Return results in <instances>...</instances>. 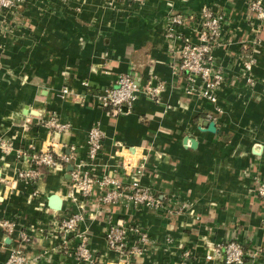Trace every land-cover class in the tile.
Wrapping results in <instances>:
<instances>
[{
	"label": "crops",
	"instance_id": "obj_1",
	"mask_svg": "<svg viewBox=\"0 0 264 264\" xmlns=\"http://www.w3.org/2000/svg\"><path fill=\"white\" fill-rule=\"evenodd\" d=\"M24 1L16 20L0 13V139L15 149L75 147L84 158L89 129L99 124L105 140L95 171L142 159V183L162 201L158 209L129 212L109 205L87 217L83 226H89L100 263L117 264L106 243L107 220L132 216L150 237L133 264H223L213 247L231 239L243 244L244 264H264V202L255 192L264 180V22L257 25L248 0ZM204 4L227 12V43L213 52L225 77L217 92L221 111L187 90L189 75L174 72L179 57L165 35L168 11L195 14ZM247 55L256 59L253 84L243 68ZM120 73L134 74L143 85L163 84L159 100L141 93L130 109L113 115L97 95L115 85ZM50 113L70 122V131L48 135L42 120ZM205 119L215 122L216 132L205 129ZM186 136L197 147L185 144ZM15 163V152L0 150V219L32 228L33 251L48 250L40 264H76L50 249L56 239L49 222L65 216L68 203L52 215L47 196L66 195L67 171L47 173L38 183L40 196L31 199L30 186L11 181ZM3 238L0 229V264L16 240Z\"/></svg>",
	"mask_w": 264,
	"mask_h": 264
},
{
	"label": "built area",
	"instance_id": "obj_2",
	"mask_svg": "<svg viewBox=\"0 0 264 264\" xmlns=\"http://www.w3.org/2000/svg\"><path fill=\"white\" fill-rule=\"evenodd\" d=\"M119 1L146 2V0ZM24 2V0H0V13H9L16 20ZM248 8L257 25L264 22V0H248ZM167 21L169 25L165 35L172 44L171 50L179 57L173 66L174 72H187L189 75L187 90L212 102L217 110L221 111L217 92L223 86L225 77L223 72L214 65L213 52L217 47L227 43L224 34L227 12L215 5L204 4L195 14H186L180 10L168 11ZM188 32L192 36L187 35ZM177 39L181 42L178 48H175L174 43ZM255 62L253 55H249L243 61L245 77L252 84ZM163 90V84L143 85L134 74L120 73L115 85L106 87L97 96L102 106L110 108L112 114L117 115L123 112L124 108L130 109L141 93L158 101ZM209 117L212 118V115ZM42 125L48 135L68 132L71 129V123L63 121L56 113H50L42 120ZM104 140L105 132L102 127L99 124L93 125L87 136V154L82 158L78 157L75 147H70L67 151L65 148L68 147L48 143L46 149L38 150L34 144H31L28 149H15L12 141L0 139V150L4 154L15 152L16 163L11 181H23L30 186L29 198L31 199L40 196L38 183L47 173L58 169L65 170V167L73 162V169L68 172L69 184L64 200L68 203V212L63 217L52 218L49 223L52 230L51 236L56 239V244L50 249L62 251L74 258L76 264L102 263L90 247L89 226H83L87 217L94 218L105 207L116 204L124 205L129 209L128 212L138 206L151 209L162 207L160 198L149 186L142 183L141 176L146 168L142 159L129 158L118 163L113 170L107 168L109 165H105L100 173L95 171L92 165L97 163L103 152ZM44 168L48 171L45 172ZM255 192L264 202V180L257 181ZM107 222L106 243L108 249L115 254L116 263L133 264L132 259L142 255L150 244L149 234L132 216L117 222L108 219ZM0 229L4 240L16 239L15 243L10 245L8 255L2 264H40L48 253V250L33 251L30 226L25 227L13 219H0ZM213 252L222 257L223 264H244L245 262L246 254L238 240L231 239L216 243Z\"/></svg>",
	"mask_w": 264,
	"mask_h": 264
},
{
	"label": "water",
	"instance_id": "obj_3",
	"mask_svg": "<svg viewBox=\"0 0 264 264\" xmlns=\"http://www.w3.org/2000/svg\"><path fill=\"white\" fill-rule=\"evenodd\" d=\"M126 110V108H124V111ZM203 125L206 127L205 129L212 131V132H216L217 131V127L215 125V122L213 120L210 119H205L203 121ZM184 143L187 144L188 146L195 148L197 147V140L186 136L184 138ZM254 151L256 153H258L260 151L259 147H254ZM73 169V162L69 163L66 167L65 170L67 171L65 176L66 178L69 179V171H71ZM4 185V183H2L1 187ZM0 199H2V196L0 195ZM66 199V195L65 192L62 191H51V193H49V195L47 196V211L50 212L52 215L55 214L57 211H60L63 208V204H64V200Z\"/></svg>",
	"mask_w": 264,
	"mask_h": 264
},
{
	"label": "trees",
	"instance_id": "obj_4",
	"mask_svg": "<svg viewBox=\"0 0 264 264\" xmlns=\"http://www.w3.org/2000/svg\"><path fill=\"white\" fill-rule=\"evenodd\" d=\"M43 170H45V172H47L48 171V169L47 168H44ZM234 240H236V239H234ZM241 243V242H240ZM241 245L243 246V244L241 243ZM243 248H244V246H243Z\"/></svg>",
	"mask_w": 264,
	"mask_h": 264
}]
</instances>
